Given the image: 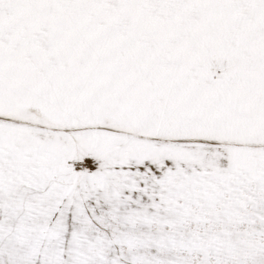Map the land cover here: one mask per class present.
I'll list each match as a JSON object with an SVG mask.
<instances>
[{"label": "snow or ice", "instance_id": "1", "mask_svg": "<svg viewBox=\"0 0 264 264\" xmlns=\"http://www.w3.org/2000/svg\"><path fill=\"white\" fill-rule=\"evenodd\" d=\"M0 264H264V0H0Z\"/></svg>", "mask_w": 264, "mask_h": 264}]
</instances>
